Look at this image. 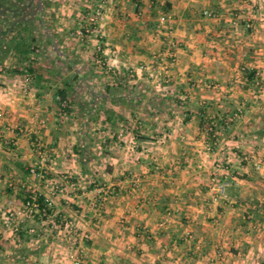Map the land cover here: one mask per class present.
<instances>
[{"label": "crops", "instance_id": "obj_1", "mask_svg": "<svg viewBox=\"0 0 264 264\" xmlns=\"http://www.w3.org/2000/svg\"><path fill=\"white\" fill-rule=\"evenodd\" d=\"M43 1L37 49L0 68V264H71L66 247L81 264H264V0H106L92 25L96 9ZM86 24L110 74L98 39L72 37ZM28 195L49 218L19 214ZM23 248L43 254L7 255Z\"/></svg>", "mask_w": 264, "mask_h": 264}, {"label": "trees", "instance_id": "obj_2", "mask_svg": "<svg viewBox=\"0 0 264 264\" xmlns=\"http://www.w3.org/2000/svg\"><path fill=\"white\" fill-rule=\"evenodd\" d=\"M22 1V0H21ZM34 1L29 0L30 3H25V0L21 4L13 3L15 0H0V68L3 66L4 61L8 58L10 54H15L17 56H29L35 52L37 49L38 41L34 35L32 25L34 22L30 21L31 15H29V10L34 8ZM26 33V36H21L22 31L16 32L13 35L14 28H20ZM14 72L32 74V69L26 68L22 71L19 69H14ZM247 80L253 82L256 79L255 72L246 71L245 72ZM64 94L61 93L59 96V104L64 101ZM210 136H215L216 129L214 125L209 126ZM32 195H28L29 199ZM38 202L41 208H44L45 199L43 197H38ZM50 213V210L48 211Z\"/></svg>", "mask_w": 264, "mask_h": 264}, {"label": "built area", "instance_id": "obj_3", "mask_svg": "<svg viewBox=\"0 0 264 264\" xmlns=\"http://www.w3.org/2000/svg\"><path fill=\"white\" fill-rule=\"evenodd\" d=\"M96 5H97V8L95 10V15L93 16V18L91 19V25L92 24H95V21L97 18L101 17L102 15V9H103V6L105 5V2L106 0H92ZM205 15L209 16V17H213V13L212 12H205L204 13ZM166 17H162L161 18V23H165L166 22ZM95 26V25H94ZM246 27L248 29H252V24L250 22H247L246 24ZM80 36H95L98 38L99 40V43L97 45V48H96V54H95V58L97 59V62L99 64H101L105 71L107 73L109 72H112L113 70V67L111 65H109V63L107 62V59L104 58L103 56H101V54H103V49H102V45H103V36L99 33V31L97 30V26L95 29H90L89 27H86L85 29H81L77 32ZM169 45L172 47V48H175L177 46V44L175 43V41H172L170 40L169 42ZM160 66H162V68L166 69L167 68V64L168 62L163 59L161 60L160 62ZM140 70H143V71H147V70H150L149 68H147L146 66L142 65L139 67ZM161 69V67H160ZM159 69V70H160ZM157 71V74L160 76V71ZM132 73V71H131ZM30 80V77H27V81ZM241 117V112L240 113H237L234 118L235 119H238ZM247 160V159H245ZM220 169L224 168V167H219ZM263 168V164L262 162L259 160L257 162H255L254 164V169L256 171H261ZM32 173H35V171H31ZM229 184L227 182H221V181H217L212 189H211V201L212 203H219L222 199L226 198V191H227V188H228ZM71 188L74 189L75 186L74 185H71ZM58 191V188L53 186L52 188V192L53 193H56ZM101 192V191H99ZM102 200H98L94 207L99 209L102 205ZM45 207L44 208H41L39 202H38V196L37 195H32L29 199H27L26 203L24 204L23 206V209L21 210V212L19 213L22 217H25V218H28V219H36L37 217L40 218V219H44V218H49V210L52 208V205H53V202L50 200V199H46L45 200ZM16 212H11V213H7V215L3 218L4 220V224L6 226H9L10 224H12V222L14 221L15 217H16ZM74 264H81L80 261H75Z\"/></svg>", "mask_w": 264, "mask_h": 264}, {"label": "rangeland", "instance_id": "obj_4", "mask_svg": "<svg viewBox=\"0 0 264 264\" xmlns=\"http://www.w3.org/2000/svg\"><path fill=\"white\" fill-rule=\"evenodd\" d=\"M23 1V0H22ZM21 0H15V2H13V3H17V4H21V2H22ZM68 1V0H67ZM45 4H46V6L50 3V1L49 0H44L43 1ZM25 3H30L29 2V0H25ZM40 3V0H36V1H34V8H35V6H37L38 4ZM73 3H83V4H85L86 6H88V8L90 9V10H95L96 8H97V5L92 1V0H74V2ZM41 4V3H40ZM22 5V4H21ZM84 25V24H83ZM86 26H88L87 24L85 25V27ZM84 27V28H85ZM89 27V26H88ZM79 30H81V29H79V28H77L76 30H75V34L72 36L73 38L75 37H79V38H84L83 36H80L78 33H77V31H79ZM93 38H96V39H98L97 37H95V36H93ZM51 47L50 46H48V48H45L44 49V53H46L47 54V56H48V58H46V59H50V60H47V62L48 63H50V61H51V57H53V56H51V54L53 55V53L51 52V49H50ZM95 53H96V50H95ZM95 61H96V59H95ZM98 63V62H97ZM98 65L99 66H101L102 68H104L101 64H99L98 63ZM105 70V69H104ZM111 72H109L108 74H110ZM29 221H31V222H34V219H32V220H30L29 219ZM28 221V222H29ZM30 222V223H31ZM13 223V222H12ZM1 226H2V228L4 227H6V225L4 224V220H2L1 221ZM5 231V229L3 230V232ZM55 236V235H54ZM12 238V237H11ZM33 238H35V237H33ZM50 238H52V236H45V240L46 241H48V239H50ZM59 240L62 242V243H65V241H67L65 238H64V236H62V235H60L59 237ZM1 239V238H0ZM25 239V238H24ZM61 239H63V240H61ZM12 240V239H11ZM28 241V240H27ZM5 243V240L3 239V240H1L0 241V244H4ZM7 243H8V241H7ZM28 247H30V246H28ZM35 247L36 246H33V248L32 249H35ZM65 246H63L62 245V248H64ZM43 251H39V250H37L36 252L35 251H30V250H28V251H25L24 250V248L21 250V251H16V253L14 254V252L13 251H9V253H7V255L8 256H11L12 257V255H14L15 257H13L14 259L16 258V257H25V256H27L26 258H30L31 260L30 261H35V259L36 258H38V256L39 255H41V254H43L42 253ZM45 255H44V259L45 260H50L51 258H52V255H53V251H49V252H46V253H44ZM71 254H73L74 255V257H70V259H69V262L71 263V264H74L75 263V261H82L81 259H80V257H78L80 254H78V253H76V252H71V251H69L68 250V248L66 247V250H64V251H61V252H59V256H61V257H66V259H67V257L68 256H70ZM76 255H78V256H76ZM76 257H78L77 259H76ZM81 263V262H80Z\"/></svg>", "mask_w": 264, "mask_h": 264}]
</instances>
